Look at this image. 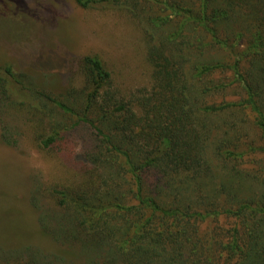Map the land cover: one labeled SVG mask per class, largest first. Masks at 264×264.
<instances>
[{"label": "trees", "instance_id": "1", "mask_svg": "<svg viewBox=\"0 0 264 264\" xmlns=\"http://www.w3.org/2000/svg\"><path fill=\"white\" fill-rule=\"evenodd\" d=\"M102 1L78 0L84 8ZM163 1L187 20L164 33L171 15L149 19L155 86L148 97H122L95 54L81 60L85 86L77 94L26 87L36 109L78 115L65 132L82 122L97 133L78 158L99 182L77 197L58 192L76 218L56 221L67 222L64 237L86 254L82 264H264V0ZM233 87L234 99L209 101ZM9 91L0 75L2 101ZM36 253L17 264H55Z\"/></svg>", "mask_w": 264, "mask_h": 264}, {"label": "rangeland", "instance_id": "2", "mask_svg": "<svg viewBox=\"0 0 264 264\" xmlns=\"http://www.w3.org/2000/svg\"><path fill=\"white\" fill-rule=\"evenodd\" d=\"M135 1L145 4L137 7ZM170 15L164 33L183 27L187 17H176L163 0H105L88 8L78 0H0V72L10 67L13 75L0 74L10 90L4 101L0 95V264H17L29 251L55 264H82L86 254L64 237L67 222L56 221V215L76 218L74 207H62L58 192L77 197L99 182L95 168L78 158L88 151L84 140L95 137V129L81 122L74 132H65L78 123V115L41 103L36 109L26 87L48 85L77 94L85 86L81 60L95 54L122 97H148L155 86L148 60L149 19ZM36 72L46 73L42 77ZM227 76L229 82L234 79L231 71ZM236 88L208 99L232 100L240 92ZM133 105L140 113V105ZM56 133L57 142L46 147L44 140ZM126 177L133 182L129 172Z\"/></svg>", "mask_w": 264, "mask_h": 264}]
</instances>
